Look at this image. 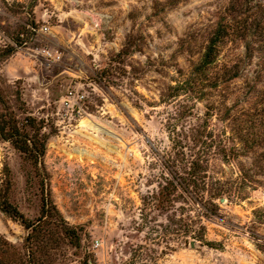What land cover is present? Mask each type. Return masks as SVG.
Segmentation results:
<instances>
[{
  "label": "rangeland",
  "instance_id": "rangeland-1",
  "mask_svg": "<svg viewBox=\"0 0 264 264\" xmlns=\"http://www.w3.org/2000/svg\"><path fill=\"white\" fill-rule=\"evenodd\" d=\"M228 1L0 0V89L22 119L20 91L23 108L44 120L49 135L39 171L0 143V184L8 176L9 201L34 220L49 198L69 225L89 235L96 264H128L133 256L136 264H264L257 248L264 242L258 155L242 156L238 167L213 164L224 179L245 185V198L217 202L218 215L203 220L205 243L190 241L191 248L161 239L164 220L160 240L149 229L133 231L141 198L156 191L171 153L175 105L164 96L173 67L187 72L200 59ZM109 68L110 84L97 82ZM204 112L197 103L194 117L178 128L197 125ZM212 123L216 133L225 128ZM0 235L17 247L25 237L1 212Z\"/></svg>",
  "mask_w": 264,
  "mask_h": 264
},
{
  "label": "trees",
  "instance_id": "trees-1",
  "mask_svg": "<svg viewBox=\"0 0 264 264\" xmlns=\"http://www.w3.org/2000/svg\"><path fill=\"white\" fill-rule=\"evenodd\" d=\"M12 53L8 50L5 57ZM173 68L175 77L164 94L165 102L175 105L169 128L171 153L163 162L156 191L141 198L133 231L149 229L160 240L158 229L164 220L161 239L205 243L203 220L218 215L217 202L245 198V185L224 179L213 171V164L238 167L242 156L258 155L264 178V0H229L200 59L190 61L187 72L177 65ZM109 78L110 68L96 75L99 83L110 84ZM15 96L22 119L0 89V143L10 145L39 171L49 137L45 122L23 108L20 91ZM197 103L204 105L203 117L197 125L180 130L177 124L194 117ZM213 121L223 124L224 130L216 133ZM253 184L260 186L257 181ZM9 189L7 176L0 184V212L19 224L25 237L17 247L0 235V264H69L72 257L79 258V264H96L89 235L69 225L49 198H42L39 216L29 220L9 201ZM257 248L264 256V242ZM139 262L133 256L128 264Z\"/></svg>",
  "mask_w": 264,
  "mask_h": 264
},
{
  "label": "built area",
  "instance_id": "built-area-1",
  "mask_svg": "<svg viewBox=\"0 0 264 264\" xmlns=\"http://www.w3.org/2000/svg\"><path fill=\"white\" fill-rule=\"evenodd\" d=\"M63 103H65L66 105L70 104L71 103L70 97L66 96L65 99L63 100Z\"/></svg>",
  "mask_w": 264,
  "mask_h": 264
},
{
  "label": "water",
  "instance_id": "water-1",
  "mask_svg": "<svg viewBox=\"0 0 264 264\" xmlns=\"http://www.w3.org/2000/svg\"><path fill=\"white\" fill-rule=\"evenodd\" d=\"M220 201H221V202H224V200H220ZM190 247H191V248H194V247H195V243H194V242H191V243H190Z\"/></svg>",
  "mask_w": 264,
  "mask_h": 264
}]
</instances>
